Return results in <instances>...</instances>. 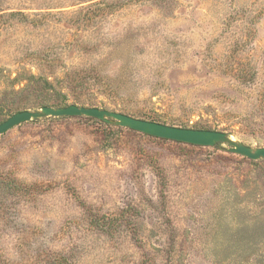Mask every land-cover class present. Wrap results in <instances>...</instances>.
I'll return each instance as SVG.
<instances>
[{
  "label": "rangeland",
  "instance_id": "374dc122",
  "mask_svg": "<svg viewBox=\"0 0 264 264\" xmlns=\"http://www.w3.org/2000/svg\"><path fill=\"white\" fill-rule=\"evenodd\" d=\"M63 100L264 147V0H0V123ZM227 148L10 129L0 264H264V158Z\"/></svg>",
  "mask_w": 264,
  "mask_h": 264
},
{
  "label": "water",
  "instance_id": "95a60500",
  "mask_svg": "<svg viewBox=\"0 0 264 264\" xmlns=\"http://www.w3.org/2000/svg\"><path fill=\"white\" fill-rule=\"evenodd\" d=\"M62 116L93 117L107 124L127 127L152 136L200 146L226 144L230 152L238 153L251 159L264 158V147L246 145L232 139L230 135L224 131L168 125L96 106H83L78 104H69L59 107L44 105L38 110H20L0 123V135L24 122L39 120L46 117Z\"/></svg>",
  "mask_w": 264,
  "mask_h": 264
},
{
  "label": "trees",
  "instance_id": "16d2710c",
  "mask_svg": "<svg viewBox=\"0 0 264 264\" xmlns=\"http://www.w3.org/2000/svg\"><path fill=\"white\" fill-rule=\"evenodd\" d=\"M45 88L46 89H51L52 85L50 83H48V82H45ZM63 98H64V96H63ZM67 105H69V104L66 102V100H63V101H58L56 104H53L51 106L59 107V106H67Z\"/></svg>",
  "mask_w": 264,
  "mask_h": 264
}]
</instances>
